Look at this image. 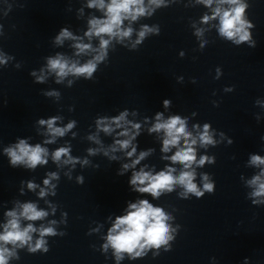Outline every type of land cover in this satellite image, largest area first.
Returning a JSON list of instances; mask_svg holds the SVG:
<instances>
[{
    "label": "water",
    "instance_id": "95a60500",
    "mask_svg": "<svg viewBox=\"0 0 264 264\" xmlns=\"http://www.w3.org/2000/svg\"><path fill=\"white\" fill-rule=\"evenodd\" d=\"M89 2L0 0V56L7 59L0 64V234L9 219L5 213L29 202L48 215L38 221L21 219V227L28 223L37 229L51 226L57 233L44 237L47 253H30L28 245H6L15 253L8 264H245V258L248 264H264V203H252L254 189L247 183L264 169V165L250 163L252 155L264 158V0H241L247 5L244 19L253 25L247 31L255 47L222 37L218 17L203 22L205 15L212 16L218 0L211 6L199 0H162L159 7L144 0L151 14L124 21L123 28L133 29L131 37L122 43L110 42L108 55L92 79L70 74L57 83L55 73L47 70L49 57L61 54L82 65L96 55H76L77 41L71 39L57 44L55 37L62 28L99 48L100 38L89 40L85 33L88 21L104 18V13L89 8ZM144 25L158 34L148 33L132 48ZM197 30L202 34L197 36ZM40 75L45 77L43 82L37 81ZM232 86L234 91H226ZM53 92L58 95H46ZM164 99L171 100L167 108ZM125 109L128 120L141 124L140 135L133 141L136 155L152 151L135 169L118 175L122 165L135 158L126 156L130 149L110 153L115 160L102 151L90 155L88 149L101 145L89 137L97 136L104 148L123 139L117 136L122 129L108 135L98 132L95 121ZM157 112L164 119L173 115L186 119L193 135L205 123L211 125L215 146L200 147L198 142L194 147L197 161L206 155L214 162L193 168L194 183L202 189V174H208L214 194L198 199L189 193L185 199L180 195L183 188L177 185L171 193L154 198L132 189L131 174L142 167L155 174L171 166L177 170L174 175L182 168L162 159L175 152L161 151L163 133L148 132ZM52 117H59L56 127L72 121L75 126L46 144L52 137L39 120ZM20 139L46 147L48 163L35 169L12 167L4 149ZM60 147L69 148L75 165L52 160L51 153ZM53 172L58 178L51 180L56 187L49 190L43 181ZM28 182L37 187L30 190ZM41 188H45L44 197L39 195ZM140 199L164 209L170 217L167 223L175 229L174 239L158 249H146L135 259L124 253L118 261L113 248H103L108 230L117 216L126 215L130 203ZM32 237L34 245L39 232ZM169 245L171 251L166 252Z\"/></svg>",
    "mask_w": 264,
    "mask_h": 264
},
{
    "label": "clouds",
    "instance_id": "9594fccd",
    "mask_svg": "<svg viewBox=\"0 0 264 264\" xmlns=\"http://www.w3.org/2000/svg\"><path fill=\"white\" fill-rule=\"evenodd\" d=\"M199 2L211 6L213 0H199ZM162 0H149L150 5L159 7ZM230 5L234 7L224 8L223 5ZM89 8H98L103 11L104 18L93 17L88 21L89 28L85 35L92 39L93 36L99 37V48H93L91 44L84 43L79 37L73 36L67 28H62L59 35L55 37L57 44H62L65 39L77 41L74 44L76 55L94 52L96 55L89 59L86 63L80 65L77 61H71L61 54L47 59V70L55 73L57 83H61L65 77L70 74L76 77H84L85 79H92L93 73L97 71L99 63L104 61L108 55V46L110 42L115 39L122 43L125 38H130L133 32L131 27L123 28L122 25L125 20L135 21L138 17L150 15L151 11L144 4V0H90ZM247 7L241 0H218L217 6L213 9L212 16L205 15L203 22L207 23L210 19L219 18L220 27L219 33L222 37L233 41L236 44L250 42V47H255V41H252L251 34L247 31L248 28L253 27L244 19V10ZM158 30L149 28L147 25L142 26L138 33V38L132 43V48L140 44L148 33ZM201 30H197L196 35H201ZM107 37V39L105 38ZM7 59L0 56V64H5ZM44 70L42 69L41 72ZM219 69L217 72L219 73ZM32 75H36L35 72ZM45 77L40 75L37 77L38 82H43ZM195 83V81L193 80ZM72 81H69L71 85ZM226 91H234V86L226 89ZM46 95H58L57 93H46ZM163 105L165 108L171 105L170 99H164ZM214 106H218V103ZM133 115L136 113L133 112ZM129 112L127 109L121 111L118 115L103 116L96 119V127L98 132L102 131L105 134L111 135L116 129H122L117 133L118 137L115 142L108 148H104L97 136H90L89 139L95 143L100 144L101 147L97 149H88L90 155H95L103 152L110 160L117 159L116 156L110 155L117 151H126V156L132 158L130 163H124L122 169L117 173L123 175L129 169H135L146 156L150 154L152 149L148 151H141L137 153V146L133 144L137 136L141 132V124L128 120ZM59 117H52L51 119H40V125H47V134H50L52 139L46 140V144L53 143L56 137H62L66 132L75 126V121L67 124L66 127H56V120ZM258 119V118H257ZM198 129V125H194ZM211 125L205 123L202 131H198L193 135L187 128L186 119H182L179 115H173L167 119L163 118V113L157 112L155 116V123L148 129L151 133H163L162 148L163 153H169L172 149L175 152L170 156H164L162 159L170 160L172 164L181 165L182 168L178 175H174L177 171L175 167L167 166L165 170L159 171L155 174L151 171H145V168H140L138 171H133L129 184L132 189L141 194H151L152 197L158 198L162 193H171L174 187L179 185L183 188L180 195L187 199L189 193L198 199L204 197L205 193L214 194L215 185L210 181L208 174H202L203 188H199L194 180L196 178V171L193 165L198 167L203 166L206 162L213 163L214 158L208 156H201L197 161L196 148L194 147L199 142L200 147H207L209 145L215 146L216 141L213 139V132L210 131ZM264 140V136L261 137ZM183 141V144H181ZM4 153L8 156L10 165L16 167L23 165L29 169H35L37 165H45L48 163L47 157L49 151L46 147H42L37 143L35 146L30 145L27 140L20 139L18 143L6 147ZM52 160L57 164H72L75 165L77 161L69 155V148L60 147L51 153ZM62 157H67L62 160ZM84 163H88L87 160ZM252 165H264V158L259 155H252L250 158ZM56 173H49L48 178L43 181L44 185L49 190L56 186L51 184V180L57 179ZM248 185L253 187L250 196L255 198L252 200L253 204L264 203V169L259 174L255 175L251 180L247 181ZM27 187L34 190L37 185L28 182ZM54 194V193H53ZM39 195L44 197L46 195L45 188L40 189ZM5 215L9 218L4 225V231L0 234V264H8V260L15 255L14 251L10 250L6 245H13L23 247L28 245L30 253H36L38 250L44 253L49 251L48 242L44 239L45 236H55L57 233L51 226H41L39 229L35 228L32 223L21 227V219L27 221H38L45 218L48 213L44 210H38L35 203L18 204L16 209L7 211ZM170 219L163 208L154 207L147 199H140L136 203H130L126 215L117 216L112 227L108 230L106 243L103 245L105 251L109 247L114 249L116 259L119 261L123 259V254L127 253L130 258L135 259L145 254L148 248H160L161 245H168L169 241L174 237L171 235L175 229H172L167 221ZM52 223H55L54 221ZM39 232V239L32 244V233ZM63 235V233L61 234ZM165 251H171V246L165 248ZM159 255V253H154ZM18 258V257H17ZM245 264H248V258H245Z\"/></svg>",
    "mask_w": 264,
    "mask_h": 264
}]
</instances>
